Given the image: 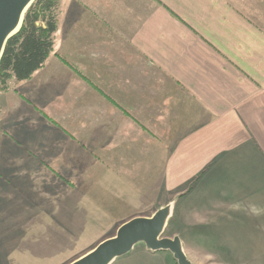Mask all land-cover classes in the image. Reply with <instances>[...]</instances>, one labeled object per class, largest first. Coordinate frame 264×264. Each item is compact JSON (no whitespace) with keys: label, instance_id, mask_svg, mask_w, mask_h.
<instances>
[{"label":"crops","instance_id":"crops-1","mask_svg":"<svg viewBox=\"0 0 264 264\" xmlns=\"http://www.w3.org/2000/svg\"><path fill=\"white\" fill-rule=\"evenodd\" d=\"M235 3L59 0L52 53L6 97L32 121L27 144L16 136L35 156L31 186L53 189L59 177L83 187L82 156L91 157L96 187L109 182L115 193L118 180L131 189L134 180L147 187L157 177L154 188L187 193L178 201L185 205L179 224L235 236V250L259 264L264 0ZM148 172L155 175L141 178ZM65 190L51 202L63 204ZM113 191L121 206L138 199L132 190L115 199Z\"/></svg>","mask_w":264,"mask_h":264},{"label":"rangeland","instance_id":"rangeland-1","mask_svg":"<svg viewBox=\"0 0 264 264\" xmlns=\"http://www.w3.org/2000/svg\"><path fill=\"white\" fill-rule=\"evenodd\" d=\"M229 1L236 6V0ZM20 84L11 81L6 90L0 87V264H71L95 249L101 242L116 236L124 223L134 218H150L159 208L173 201L174 217L163 238L179 236L185 254L193 264H252L253 253L242 254L235 250V236L214 235L202 226L196 229V235L193 234L196 232L195 228L189 227L187 220V224H179L178 212L185 205L178 201L187 193L172 196L166 188H154L157 185V177L153 176L152 180H148L147 187L139 186L141 182L134 180L131 189L126 185L127 181L118 180L115 193L113 187L109 188V182L105 186L96 187L90 171L91 157L82 156L84 170L78 174L79 183H83V187H72L74 185L71 186V181H61L57 177L53 189L40 187L41 183L39 187L33 188L31 185L35 174L27 168L35 156L24 153L28 152L25 134L32 121L27 122L23 109L22 114L18 110L12 111L6 99L7 95L18 91ZM18 147L22 150H18ZM31 169L36 170L35 167ZM127 174L132 178L137 176L133 172ZM151 175L155 173L142 174L141 178ZM63 184L70 186V189L66 186L62 189H66L67 195L72 199L68 197L66 200L65 193L63 204L52 203L51 201L59 202L60 197L55 199L54 194L62 190L60 188ZM110 189L115 199L129 190H132V196L138 199L128 205L115 204ZM71 190L76 193H70ZM51 207H60L61 211L44 213V210ZM202 222L207 224L206 221ZM257 256L260 259L259 264H264V253ZM115 264L176 262L169 253L152 254L141 246L133 254L117 260Z\"/></svg>","mask_w":264,"mask_h":264},{"label":"water","instance_id":"water-1","mask_svg":"<svg viewBox=\"0 0 264 264\" xmlns=\"http://www.w3.org/2000/svg\"><path fill=\"white\" fill-rule=\"evenodd\" d=\"M36 1L0 0V64L8 42L21 31L25 16ZM174 204L175 201L159 208L150 218H134L124 223L116 236L101 242L71 264H115L141 246L152 254H171L176 264H193L179 236L163 238L174 217Z\"/></svg>","mask_w":264,"mask_h":264},{"label":"trees","instance_id":"trees-1","mask_svg":"<svg viewBox=\"0 0 264 264\" xmlns=\"http://www.w3.org/2000/svg\"><path fill=\"white\" fill-rule=\"evenodd\" d=\"M59 0H37L21 31L8 42L0 64V87L28 81L47 62L54 47Z\"/></svg>","mask_w":264,"mask_h":264},{"label":"bare ground","instance_id":"bare-ground-1","mask_svg":"<svg viewBox=\"0 0 264 264\" xmlns=\"http://www.w3.org/2000/svg\"><path fill=\"white\" fill-rule=\"evenodd\" d=\"M170 223V222H169ZM136 250V249H135Z\"/></svg>","mask_w":264,"mask_h":264}]
</instances>
